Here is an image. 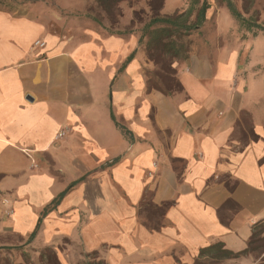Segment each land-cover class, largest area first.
Returning <instances> with one entry per match:
<instances>
[{
  "label": "crops",
  "instance_id": "1",
  "mask_svg": "<svg viewBox=\"0 0 264 264\" xmlns=\"http://www.w3.org/2000/svg\"><path fill=\"white\" fill-rule=\"evenodd\" d=\"M137 46L0 10V253L15 264H51L46 247L57 264L94 251L108 264H188L214 242L244 249L264 222L253 75L198 52L179 68L184 90L165 94L148 88L138 51L122 69ZM245 112L255 137L240 139Z\"/></svg>",
  "mask_w": 264,
  "mask_h": 264
},
{
  "label": "rangeland",
  "instance_id": "2",
  "mask_svg": "<svg viewBox=\"0 0 264 264\" xmlns=\"http://www.w3.org/2000/svg\"><path fill=\"white\" fill-rule=\"evenodd\" d=\"M190 1L165 0V6L160 9V13L168 15L181 13L190 7ZM208 1L211 7L203 25L204 31L201 35L191 36L189 41L192 47L197 46L199 53L209 55L215 60H225L227 57L235 56L239 75L245 78L253 75L250 76L245 87L248 89L247 99L252 100L251 103L254 104L251 113L259 120L261 116L259 111L262 109L260 103L264 99V33L259 29L247 31L241 26L231 16L225 0ZM232 2L245 18L264 26V0H232ZM157 6L160 7L159 3ZM0 10L8 11L14 16L27 15L36 18L44 22L48 30L53 33L81 40L90 37L92 32L109 34L131 31L126 35H133L138 41L141 27L151 15L149 0H103L101 3L97 0H0ZM137 51L138 54L141 53V68L148 81L149 76L158 66L142 47ZM182 63L184 62L177 58L173 63L178 76ZM208 66L210 67L208 61L202 58L193 62V69L202 75L208 73ZM244 119L247 135L242 137V134H239L240 139L249 138L251 134L250 118L244 117ZM150 208V205L144 207L145 210ZM259 225L263 226L261 231L264 238V222ZM12 253L1 252L0 264H15V256ZM45 253L48 263L57 264L55 255L49 247L45 248ZM198 254L192 256L188 264L194 263ZM177 259L178 257H176L178 264H187ZM207 260L214 264H255L254 256L251 254L230 259ZM88 261L90 264H108L98 251L91 252Z\"/></svg>",
  "mask_w": 264,
  "mask_h": 264
},
{
  "label": "trees",
  "instance_id": "3",
  "mask_svg": "<svg viewBox=\"0 0 264 264\" xmlns=\"http://www.w3.org/2000/svg\"><path fill=\"white\" fill-rule=\"evenodd\" d=\"M97 1L101 3L103 0ZM156 1L149 0L151 15L141 27L137 49L127 58L122 69L133 59L138 48L142 47L147 52L148 57L158 66L148 78V88L158 89L165 94L179 93L184 90V85L177 75L173 63L176 58L187 62L192 54L198 53L197 46L193 45L192 47L189 38L203 33V25L207 20V12L211 6L208 0H191L190 7L185 11L168 15L163 12L160 13V9L165 6V0H158L160 7L157 6ZM225 1L231 16L247 31L259 29L264 33L262 24L245 18L232 0ZM127 32L131 33V31H118L112 32V34L125 35ZM245 115L244 117H249L251 122L249 127L250 136L255 137L251 115L249 112H245ZM66 192L67 190L60 196L62 197ZM261 223L254 226L252 235L244 249L235 251L225 247V244L221 241L214 242L201 247L197 259L192 264H214V262L207 259L222 260L250 254L254 256L255 264H264V257H262L264 254V238H262L261 231L263 226L259 225ZM260 259L261 261L256 263Z\"/></svg>",
  "mask_w": 264,
  "mask_h": 264
},
{
  "label": "built area",
  "instance_id": "4",
  "mask_svg": "<svg viewBox=\"0 0 264 264\" xmlns=\"http://www.w3.org/2000/svg\"><path fill=\"white\" fill-rule=\"evenodd\" d=\"M36 45H40V46H42V45H44V41H42V40H37V41H36Z\"/></svg>",
  "mask_w": 264,
  "mask_h": 264
}]
</instances>
